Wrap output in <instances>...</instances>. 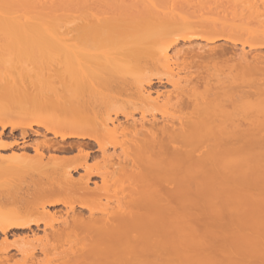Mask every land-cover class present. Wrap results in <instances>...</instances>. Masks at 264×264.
<instances>
[{
    "label": "bare ground",
    "instance_id": "obj_1",
    "mask_svg": "<svg viewBox=\"0 0 264 264\" xmlns=\"http://www.w3.org/2000/svg\"><path fill=\"white\" fill-rule=\"evenodd\" d=\"M102 1L0 0V264H264V0Z\"/></svg>",
    "mask_w": 264,
    "mask_h": 264
},
{
    "label": "rangeland",
    "instance_id": "obj_2",
    "mask_svg": "<svg viewBox=\"0 0 264 264\" xmlns=\"http://www.w3.org/2000/svg\"><path fill=\"white\" fill-rule=\"evenodd\" d=\"M105 1V0H104ZM104 1H102V2H104ZM106 2H108V1H106ZM109 4H110V2H108ZM112 3V2H111ZM104 4H107V3H104ZM105 6H107V5H105ZM199 6V5H198ZM110 7V8H109ZM107 8V7H106ZM108 8L109 9H111V5H108ZM197 43L199 42V43H201L200 42V40H198V41H196ZM221 43V42H220ZM183 45V43L180 45V46H182ZM179 46V47H180ZM183 47H189V44H185ZM170 87H172V86H168L167 88L168 89H171ZM166 88V89H167ZM162 90H163V88H161ZM136 117H139V114H137V116ZM121 119L122 120H124V118H122L121 117ZM32 129L34 130V132L30 129V128H28L27 129V133H26V135H25V137H23L22 138V136H21V134H20V132H21V129H19V130H14L13 131V135H12V138L10 137V134H11V130H10V128L8 127L7 129H5V131H4V133H6L7 135H9L8 137H7V135L5 134L4 135V138H5V136L7 137V138H5V140L7 141H12V140H14V137H15V140L19 143V144H23V142H33V141H36V139L38 140V138H44V136L46 135V137L47 138H54V136L51 134V133H45L46 131L44 130V128H42L41 126H38V125H33V127H32ZM2 130V128L0 127V131ZM35 130H38V133L40 134V133H42L41 135H39L38 133L37 134H35ZM15 135V136H14ZM26 138V139H25ZM7 141V142H8ZM112 151V150H111ZM12 152V150H10V149H6V150H2V153L3 154H10ZM56 221V220H55ZM54 220H52V222L51 223H55V225H57V221L55 222ZM42 233V232H41ZM20 234V233H19ZM18 236V235H17ZM20 236H21V234H20ZM23 236H25V234H23ZM12 239H14V238H16V236L15 237H12V236H10ZM11 240V239H10ZM17 254V253H16ZM219 254V253H218ZM18 256H20V255H18L17 254V257ZM242 256V255H241ZM240 257V256H239ZM18 258H20V257H18ZM255 258V257H254ZM240 259V258H239ZM253 259V258H252ZM256 259V258H255ZM236 260V259H235ZM238 261V260H237ZM258 261V260H257ZM259 262V261H258ZM255 263H256V261H255ZM258 264H260V262L258 263ZM262 264V263H261Z\"/></svg>",
    "mask_w": 264,
    "mask_h": 264
}]
</instances>
